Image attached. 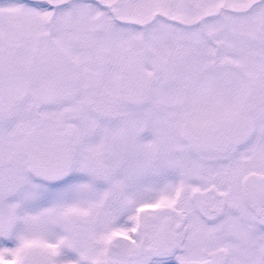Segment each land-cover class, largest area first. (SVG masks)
Here are the masks:
<instances>
[{"label": "snow or ice", "instance_id": "6c2138e0", "mask_svg": "<svg viewBox=\"0 0 264 264\" xmlns=\"http://www.w3.org/2000/svg\"><path fill=\"white\" fill-rule=\"evenodd\" d=\"M0 264H264V0H0Z\"/></svg>", "mask_w": 264, "mask_h": 264}]
</instances>
